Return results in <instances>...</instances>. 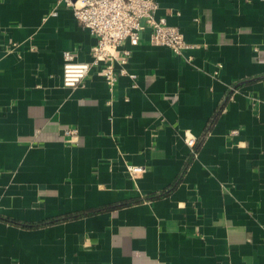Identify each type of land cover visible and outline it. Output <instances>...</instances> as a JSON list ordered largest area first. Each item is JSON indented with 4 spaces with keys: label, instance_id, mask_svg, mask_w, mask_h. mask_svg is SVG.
Here are the masks:
<instances>
[{
    "label": "crops",
    "instance_id": "obj_1",
    "mask_svg": "<svg viewBox=\"0 0 264 264\" xmlns=\"http://www.w3.org/2000/svg\"><path fill=\"white\" fill-rule=\"evenodd\" d=\"M156 1L192 47L142 33L111 93L63 84L71 8L0 0V264H264V0Z\"/></svg>",
    "mask_w": 264,
    "mask_h": 264
},
{
    "label": "built area",
    "instance_id": "obj_2",
    "mask_svg": "<svg viewBox=\"0 0 264 264\" xmlns=\"http://www.w3.org/2000/svg\"><path fill=\"white\" fill-rule=\"evenodd\" d=\"M57 6L65 5L73 10L77 21L97 38L91 49L92 61L79 62L76 51L64 52L63 84L68 88L84 86L93 69L98 70L113 93L118 80L128 76L132 81L127 64L132 48L139 45L142 33L149 31L150 44L167 47L176 55L183 56L192 46L187 44L178 27L170 26L166 18L156 16L159 4L156 0H56ZM52 14H56L54 11ZM127 44L129 47H127ZM132 87L137 84L133 82ZM78 135V130L66 128L64 137ZM187 145H196L194 138L187 139ZM130 174L144 171L141 167H128Z\"/></svg>",
    "mask_w": 264,
    "mask_h": 264
},
{
    "label": "trees",
    "instance_id": "obj_3",
    "mask_svg": "<svg viewBox=\"0 0 264 264\" xmlns=\"http://www.w3.org/2000/svg\"><path fill=\"white\" fill-rule=\"evenodd\" d=\"M169 192L168 191H166V192H164V193H162V194H160V195H156V196H153L152 198H157V197H161V196H164V195H167ZM101 211H103L102 209H99V210H92V211H86V212H81V213H79V214H77V215H73L72 217H70V218H79V217H82V216H88V215H91V214H96V213H98V212H101ZM69 218V217H68ZM1 219V218H0ZM9 222H12L13 224H15V225H18V226H22V227H26V226H28V225H26V224H24V223H19V222H17V221H10V220H8ZM59 220H47V221H44L43 223H40L39 225H29V227H38V226H45V225H50V224H52V223H55V222H58Z\"/></svg>",
    "mask_w": 264,
    "mask_h": 264
}]
</instances>
